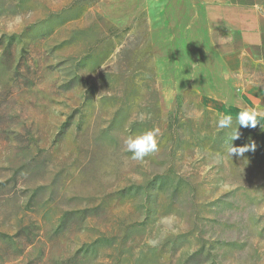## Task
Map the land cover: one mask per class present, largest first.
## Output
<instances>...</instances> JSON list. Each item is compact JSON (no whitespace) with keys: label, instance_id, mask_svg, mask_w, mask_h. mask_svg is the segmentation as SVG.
<instances>
[{"label":"rangeland","instance_id":"1","mask_svg":"<svg viewBox=\"0 0 264 264\" xmlns=\"http://www.w3.org/2000/svg\"><path fill=\"white\" fill-rule=\"evenodd\" d=\"M240 1L262 31L223 40L224 96L264 116V0ZM195 2L0 0V264H264V125L233 141L201 102L227 63L181 44Z\"/></svg>","mask_w":264,"mask_h":264},{"label":"crops","instance_id":"2","mask_svg":"<svg viewBox=\"0 0 264 264\" xmlns=\"http://www.w3.org/2000/svg\"><path fill=\"white\" fill-rule=\"evenodd\" d=\"M187 13L188 15L183 19L180 28L181 44L187 43V45H190L194 38L212 39L215 53L219 56V59L225 58V63H227L226 72L216 73L211 80L212 82L201 81L197 83V90L201 94V102L211 109L222 114H230L233 119H236L240 111L252 109L253 106L247 105L244 95L241 100L240 98L235 100L224 96L227 93L225 80L235 70L234 66H230V62L236 63L239 61L240 51L237 54L232 52V56L229 57V51L223 50L226 42L223 40L227 39L230 33H233L241 37L245 44L247 34L260 33L263 24L262 11L258 5H248L240 0H196L195 5H191ZM228 59H231V61H228ZM221 68L222 65L218 63V69L221 70ZM263 125L264 116L261 115L257 127Z\"/></svg>","mask_w":264,"mask_h":264},{"label":"clouds","instance_id":"3","mask_svg":"<svg viewBox=\"0 0 264 264\" xmlns=\"http://www.w3.org/2000/svg\"><path fill=\"white\" fill-rule=\"evenodd\" d=\"M259 118H261L260 110L256 108L244 109L240 111L236 117L239 127L234 130L232 140L234 141L240 138V127H257ZM141 119H143L142 116ZM232 120V115L220 114L217 120V127L219 129L230 127ZM158 135L159 129L154 128L136 136H129L123 141V148L125 151L132 153V156L130 157L131 159L142 161L148 154L158 151ZM255 147L256 146L254 143H250L241 147H235L231 145L226 151L231 157L234 155L242 157L246 152L255 150ZM147 243L151 246H154L156 241L148 240Z\"/></svg>","mask_w":264,"mask_h":264}]
</instances>
